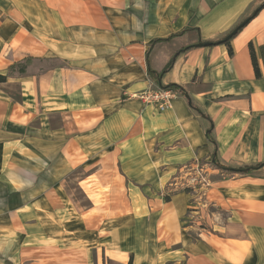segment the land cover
<instances>
[{"label":"crops","instance_id":"obj_1","mask_svg":"<svg viewBox=\"0 0 264 264\" xmlns=\"http://www.w3.org/2000/svg\"><path fill=\"white\" fill-rule=\"evenodd\" d=\"M263 1L0 0V264H264Z\"/></svg>","mask_w":264,"mask_h":264},{"label":"trees","instance_id":"obj_2","mask_svg":"<svg viewBox=\"0 0 264 264\" xmlns=\"http://www.w3.org/2000/svg\"><path fill=\"white\" fill-rule=\"evenodd\" d=\"M260 6H264V1L262 2V4L260 5ZM240 25V24H239ZM238 25V26H239ZM238 26H236L235 28H237ZM242 28H239L238 29V31H237V33L241 30ZM234 30V29H233ZM232 30V31H233ZM231 31V32H232ZM230 32V33H231ZM236 33V34H237ZM229 34V33H228ZM227 34V35H228ZM235 34V35H236ZM226 35V36H227ZM235 35H233V37H231L230 39H228V40H226V41H223V42H221V43H224V44H226V45H228V47H229V52L231 53V54H233V48L231 47V40H232V38H234V36ZM225 36V37H226ZM224 37V38H225ZM223 38V39H224ZM222 39V40H223ZM159 40H161V39H158V40H156V41H159ZM221 41V40H220ZM220 41H218V43H220ZM217 42L215 43V42H213V44H218ZM189 48V47H188ZM188 48H186V49H184V50H188ZM250 51H251V55H252V60H253V64H254V68H255V72H256V75L259 77V76H261V73H260V68H259V65H258V62H257V58H256V54H255V50H254V47H253V44L250 42ZM34 60V58L33 57H26V58H24V59H22V60H20V61H17V62H14L12 65H10V67H9V73L8 74H15V73H22V72H25L26 71V69H27V67H28V65L32 62ZM173 62H174V58H172L167 64H166V66L164 67V69H162L161 71H159V72H150V74L152 75V76H156V77H160L161 76V74H163L164 72H166L167 70H169L171 67H172V65H173ZM6 78H7V75H3V74H0V81H4V80H6ZM164 88H172V89H175V90H178L179 92H184V89L180 86V85H178V84H170V85H167V86H165ZM212 127H210V129H209V131H208V135H209V137L210 138H213L212 137ZM214 162L215 163H218V161H217V157H216V154L214 153ZM223 168L224 169H226V170H228V171H237V172H240V173H242V174H247V175H253V176H255V175H258V176H260L261 174H262V170L264 169V162H260V163H257V164H253V165H248V166H245V167H241V168H239V169H234V168H232V167H225V166H223ZM129 264H131V262L129 263Z\"/></svg>","mask_w":264,"mask_h":264},{"label":"built area","instance_id":"obj_3","mask_svg":"<svg viewBox=\"0 0 264 264\" xmlns=\"http://www.w3.org/2000/svg\"><path fill=\"white\" fill-rule=\"evenodd\" d=\"M177 94V90L163 87L149 88L138 93H131L130 95L132 97H138L146 103L156 104L160 109H165L170 106Z\"/></svg>","mask_w":264,"mask_h":264},{"label":"water","instance_id":"obj_4","mask_svg":"<svg viewBox=\"0 0 264 264\" xmlns=\"http://www.w3.org/2000/svg\"><path fill=\"white\" fill-rule=\"evenodd\" d=\"M259 10V9H258ZM258 10L254 13L256 14L258 12ZM250 19H246L245 21H243L237 28H235L231 33H229L223 40L220 41L223 42V41H226L228 39H230L231 37H233V35H235L238 31L239 28H242L243 26H245L248 22H249ZM197 45H200V46H211L213 45V42H210V41H205V42H200L198 43Z\"/></svg>","mask_w":264,"mask_h":264},{"label":"rangeland","instance_id":"obj_5","mask_svg":"<svg viewBox=\"0 0 264 264\" xmlns=\"http://www.w3.org/2000/svg\"><path fill=\"white\" fill-rule=\"evenodd\" d=\"M101 188H102V190H104L103 187H101ZM76 194H77L78 198H80V200H81L83 205H89L88 200L84 197V195H83V193L81 191L77 190ZM96 196L97 197H101L100 194H97Z\"/></svg>","mask_w":264,"mask_h":264}]
</instances>
